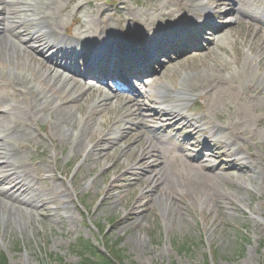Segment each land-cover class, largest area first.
I'll use <instances>...</instances> for the list:
<instances>
[{
	"label": "rangeland",
	"instance_id": "374dc122",
	"mask_svg": "<svg viewBox=\"0 0 264 264\" xmlns=\"http://www.w3.org/2000/svg\"><path fill=\"white\" fill-rule=\"evenodd\" d=\"M202 2L208 5L206 10L190 14L188 20L176 19L170 26L185 23L184 31L197 32L200 27L197 24L209 22L212 27H220L213 33L220 34L216 40L208 41L210 30L203 27L198 37L178 39L171 46L159 41L162 35H158L157 43L147 45L146 49L137 44L117 52L141 47L143 53H149L154 46L169 51L151 61L144 88L140 79L130 78L127 84L136 96L140 91L147 93L148 99L143 98L142 104L145 108L148 104L153 112L164 114L160 103L174 99L168 112L176 107L181 117L195 121L202 117L198 124L200 134L195 138L190 136L192 130L182 127L168 130L170 124L163 118L152 121L147 117L146 129L137 125L140 122L137 118L125 119V125L121 122L125 112L119 113L120 104L116 106L112 101L110 110L104 112L99 92L78 99L70 88H61L58 78L46 79L43 75L42 79H36L42 75L37 54L24 52L12 57V62L0 63V114L10 108L4 118L28 123L33 131L30 141L13 135L6 141L21 144L20 152L26 163L37 164L21 174L26 192L20 197L34 196L38 209L11 214L0 206V254H6L9 264H52L48 259L51 255L55 264L58 259L77 264L81 257L73 246L81 239L100 246L98 226L108 229V238L121 240L127 264H260L264 253V94L252 97L251 89H264V70L259 67L264 30L252 49L258 26L248 20L241 23L239 15L227 13L232 4L239 5L237 1L222 9L213 0ZM243 6L261 13L264 0H243ZM40 7V0H28L23 18L30 20ZM152 7L163 9V13L177 12L180 8L178 0H64L63 29L68 34H76L81 26L84 30L91 25L93 14L97 15L102 8L103 18L120 33L126 30L127 10L135 11L141 24L158 21L160 13H155ZM224 14L226 18L221 17ZM162 27H157V31ZM68 34L64 37L72 39ZM28 39L23 36V40ZM89 51L92 52L75 57L73 64H68L69 68L72 65L77 68L81 80H85L83 74L89 73L90 63L104 54H113L102 47ZM23 70L27 86L39 95L42 110H32L31 96L19 101L13 97L14 82L21 78L17 75ZM69 75L63 72L64 78ZM187 77L223 82L222 88L232 96L211 111L205 95L193 97L198 99L196 102L177 103L186 99L179 91ZM88 82L97 84L96 78ZM105 86L109 93L116 88L113 81H107ZM240 92L242 97H238ZM65 97L74 102L62 106ZM247 101L253 104L245 105ZM18 106L26 110L19 112L15 109ZM101 110L103 114L99 113ZM61 111L65 118L74 115L73 122H61L57 116ZM92 112L95 115L90 119ZM205 116L208 120L203 119ZM55 122L60 126V136L52 137ZM89 125L92 131L84 148L73 152L74 141ZM160 126L158 131L156 128ZM128 128L139 129L142 143L146 148L152 146L149 149L161 158L162 165L151 176L152 181L147 178L138 182L141 172L138 164L144 150L132 148L133 141L125 136ZM211 134L214 138L209 146L214 149L204 151ZM107 136L117 149L108 157L103 153L90 154ZM68 137L72 140H66ZM185 140L189 143L184 145ZM203 151L205 155L210 152L208 165L199 168L194 161ZM156 184L158 190H154ZM4 189L8 186L0 184V190ZM131 217L133 221L129 220ZM212 250H216L217 260L213 259Z\"/></svg>",
	"mask_w": 264,
	"mask_h": 264
},
{
	"label": "bare ground",
	"instance_id": "6f19581e",
	"mask_svg": "<svg viewBox=\"0 0 264 264\" xmlns=\"http://www.w3.org/2000/svg\"><path fill=\"white\" fill-rule=\"evenodd\" d=\"M217 3L219 9L228 8L229 4L233 0H213ZM239 3V5L232 4V9L227 13H236L240 16L239 21L244 23L246 20L251 21L254 26H258V31L254 42L252 43V49L255 45L258 44L261 35L264 30V9L262 8L261 13L252 12L243 6V0H234ZM40 9L37 10L34 15H31L30 20L23 18V10L28 6V0H0V63L12 62V57L16 58L19 55H22L24 52L38 55L37 60L41 63L42 75L36 76V79H42V76H46V79L58 78L61 88H70L71 94L75 96L78 95V99L88 97L89 94L94 92H99V101L104 107V112L110 110V102L114 103L116 106L120 104L119 113L121 111L125 112L124 120H121L122 123H125V119H138L137 125L142 124V128L146 129L147 115L153 113V111L148 110L143 106L142 99L147 100V93L145 91H140L139 95L136 96L132 94L131 91H134L127 82H129L130 77L141 79L143 88L148 82V79H144L150 75L149 64L144 62V54L141 51V48H131L137 51H141L140 55L136 54L134 51L128 52H119L120 49L130 48V45L140 44L143 47H146L150 43H157L158 35H162L159 39L164 45L171 46L174 44L180 37L181 32L186 28V24L182 23L178 27H172L171 24L177 21L188 20L187 16L190 14H196L201 10H206L208 5L203 3L202 0H178L179 11L163 13L161 9L152 7V10L155 13H160V19L158 21L149 20L143 22L142 24L137 20L135 11L127 10V24L126 30L118 33L115 27L111 24L110 21L103 18L104 11L102 8L98 9V14H93L92 19L90 20L91 25L86 26L84 30H81L83 26L80 27L77 33H67L64 31V21L61 17V12L64 10V0H40ZM179 13V14H178ZM175 14H178L175 16ZM226 18V14L221 15ZM218 20L221 18L216 17ZM35 21L32 23L31 21ZM168 24V25H167ZM163 26L161 31H157V27ZM135 27V28H133ZM220 27L215 26L210 29L208 36V41L216 40L219 38L220 34L213 35L215 31H218ZM65 34H68L72 39L64 37ZM184 34V33H182ZM23 36H28L27 41L23 40ZM184 36V35H182ZM187 37H190L188 35ZM117 39L118 49L114 54L115 56L105 57L99 66L91 67L89 73H85L82 77L85 80H81L80 76L77 74V68L75 66L69 68L68 64H73V61L76 58H82L84 55L90 54L92 51H89L90 48L96 49V47H102L104 49L112 48V43ZM186 40V39H185ZM262 42L260 43L259 49V67L261 70H264V38H261ZM145 49V48H144ZM54 51V52H53ZM131 54L136 60L131 61L127 60L126 56ZM48 60V61H47ZM19 67V66H18ZM16 67V69L18 68ZM89 68V67H88ZM63 72H69L70 75L65 77ZM14 82V87L16 91L13 95L15 100H20L22 97L31 96V108L33 111L42 110V107H39L38 99L39 95L31 88L27 86L26 83V70L20 72L17 75V78ZM96 78L97 84L92 85L88 82L89 79ZM256 79L259 78V75H256ZM107 80L115 81L116 88L110 93L107 92ZM120 81V82H119ZM45 82V80H43ZM69 84H68V83ZM119 83H122L120 85ZM180 91V96H185L188 100L192 97H197L199 95L207 96L208 104L210 106V111L213 109V106H218L222 102L229 100L232 96L227 92L223 87V82H214L209 80V78L204 79H193L192 77H187L186 82ZM226 83H224L225 85ZM254 96H259L264 94V89H259L254 87L251 89ZM135 92V91H134ZM70 94V95H71ZM248 94V91H247ZM69 96V95H68ZM238 97H242V93L238 94ZM261 96L260 98H262ZM64 103L62 106H69L74 101L63 98ZM172 100V99H170ZM98 101V104H99ZM124 101V103H122ZM105 102V104H104ZM179 99L177 103H180ZM2 103V101H0ZM166 103H174V101L163 100L160 104L165 105ZM253 102L247 101L245 105H252ZM17 111L21 112L26 110V108L18 106ZM11 109L6 110L3 115H0L2 119L0 122V160H3V164H0V184H5L8 186V189L0 190V206L9 209L10 213H28L38 209L36 201L33 199H23L20 195L26 192V185L21 178V174L28 172L31 167L36 166V162L31 165L26 163V159L23 154L20 152L21 144L9 143L6 141L8 136L13 135L16 138H23L24 140L30 141L33 139V131L28 123L20 122L17 119L9 118L8 120L4 117L10 113ZM102 110L99 112L103 114ZM95 115L92 112V115L88 118H92ZM60 121L63 123H68L70 120L73 122L74 115H67L64 117L63 111L57 113ZM134 117V118H133ZM164 118L167 123L170 124L169 129L174 127H182L183 129L192 130L191 136L195 138L200 134V127L198 124L201 123L202 117L198 118L196 121L194 119H188L187 117L182 116L180 109L172 107L169 112H166L163 115H160V112L154 113L150 116V119L153 121H158V119ZM204 120H208V116L203 117ZM58 121V119H57ZM135 123V122H134ZM88 125L89 123L86 122ZM94 124V123H93ZM118 124V123H117ZM90 126V127H89ZM83 129L74 141V146L72 151L75 152L78 149L84 148L86 140L90 136L92 131L91 125ZM129 129V128H128ZM60 136V126L58 122H55L52 127V137ZM126 138L133 141L132 148H142L144 150L142 155V160L138 164V169H140L138 182L149 178L151 180L152 175H156V171L162 165L161 158L158 156V153L155 150H150L152 146L146 148V145L142 143L139 139V129H129ZM156 139H159L155 137ZM214 138L211 134L210 141L205 145L206 148L204 151H210L214 147H210V144H213ZM15 139V138H14ZM66 140L71 141L72 138H66ZM113 140L110 139V136L105 137L99 145L94 147L92 153L95 154L103 153L104 157H108L109 153L117 149V145H111ZM184 143L187 144L189 140H185ZM189 143V142H188ZM17 144V145H14ZM151 151V152H149ZM204 151L199 154L195 159V164L202 168V165H208V153L205 155ZM220 151V150H218ZM227 158V155H224ZM187 158H191L190 155ZM194 159V158H193ZM237 161V159L235 160ZM156 177V176H155ZM152 181V180H151ZM154 182V180H153ZM154 190L157 189V184L154 186ZM37 195H35L36 197ZM37 200V199H36ZM130 221L134 220V217L129 219ZM10 221H8L9 223Z\"/></svg>",
	"mask_w": 264,
	"mask_h": 264
},
{
	"label": "trees",
	"instance_id": "16d2710c",
	"mask_svg": "<svg viewBox=\"0 0 264 264\" xmlns=\"http://www.w3.org/2000/svg\"><path fill=\"white\" fill-rule=\"evenodd\" d=\"M262 246L264 247V244ZM75 247L81 254V260L78 264H126L125 251L120 247V241L113 242L111 240H106V252H102L100 248L84 240H81ZM213 253L214 259L217 260L216 250H214ZM0 264H8L4 255H0ZM59 264H63V261L60 260ZM261 264H264V256Z\"/></svg>",
	"mask_w": 264,
	"mask_h": 264
}]
</instances>
